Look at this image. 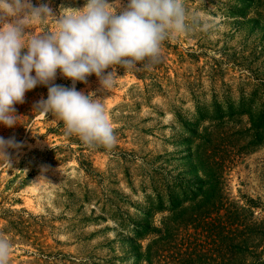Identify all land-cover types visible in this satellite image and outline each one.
I'll list each match as a JSON object with an SVG mask.
<instances>
[{
    "label": "rangeland",
    "instance_id": "obj_1",
    "mask_svg": "<svg viewBox=\"0 0 264 264\" xmlns=\"http://www.w3.org/2000/svg\"><path fill=\"white\" fill-rule=\"evenodd\" d=\"M84 2L40 0L55 15ZM180 2L189 30L165 40L156 63L137 72L107 69L114 81L107 92L95 76L75 85L102 99L116 137L111 148L54 135L60 121L33 110L47 98L42 86L14 106L18 125L0 126V137L22 145L9 149L11 166L0 158V238L10 242L9 264H144L137 255L150 236L136 241V227L151 207L182 197L194 180L191 135L211 128L231 134L238 120L247 121V114L239 116L242 99L244 111L259 112L263 98L252 94L264 84V29L249 21L248 0ZM56 27L52 18L29 24L25 41ZM55 84L72 86L59 72ZM55 146L58 154L48 162ZM226 178L230 197L264 205V144L242 154ZM165 214L155 212L154 224Z\"/></svg>",
    "mask_w": 264,
    "mask_h": 264
},
{
    "label": "clouds",
    "instance_id": "obj_2",
    "mask_svg": "<svg viewBox=\"0 0 264 264\" xmlns=\"http://www.w3.org/2000/svg\"><path fill=\"white\" fill-rule=\"evenodd\" d=\"M0 0V126L17 123L15 105L38 86L47 98L33 110L52 114L63 123L65 134L89 147L111 148L116 137L101 98L84 94L76 83L95 76L100 90L109 91L117 68L150 67L159 60L165 40L188 32V13L180 0H85L81 9L55 15L46 3ZM120 9L119 12L117 9ZM52 18L56 30L31 35L29 24ZM112 68V72L106 70ZM72 82L55 84L57 73ZM14 138L0 137V158L11 166L9 149L19 152ZM11 245L0 238V264H9Z\"/></svg>",
    "mask_w": 264,
    "mask_h": 264
},
{
    "label": "trees",
    "instance_id": "obj_3",
    "mask_svg": "<svg viewBox=\"0 0 264 264\" xmlns=\"http://www.w3.org/2000/svg\"><path fill=\"white\" fill-rule=\"evenodd\" d=\"M248 6L254 11L249 21L264 29V0H248L244 10ZM137 68L134 72L145 67ZM117 69L120 73L128 70ZM153 86L159 87L155 83ZM252 95L263 98L259 112L252 115L244 111L242 99L239 116L247 114V121L238 120L234 124L237 128L226 134L227 138L212 128L191 135L187 160L194 180L186 184L182 197H169L167 205L161 202L144 213L135 240L150 239L138 253V263L264 264V205L250 197H244L243 202L230 197L226 180V173L242 154L264 144V84L258 85ZM53 133L80 141L65 134L62 122ZM58 151V146L49 149L46 160L52 162ZM155 212H166L158 224H154Z\"/></svg>",
    "mask_w": 264,
    "mask_h": 264
}]
</instances>
